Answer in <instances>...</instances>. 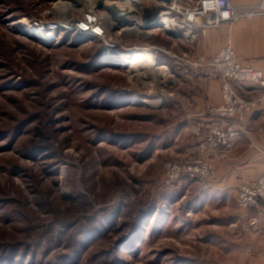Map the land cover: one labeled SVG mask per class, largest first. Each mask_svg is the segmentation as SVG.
<instances>
[{"label": "rangeland", "instance_id": "374dc122", "mask_svg": "<svg viewBox=\"0 0 264 264\" xmlns=\"http://www.w3.org/2000/svg\"><path fill=\"white\" fill-rule=\"evenodd\" d=\"M76 1L69 11L66 0H0V264H264V214L237 204L239 189L264 174L260 163L248 170L225 165L219 189L190 180L163 184L171 159L210 161L169 151L168 131L197 119L193 101L186 104L191 96L205 103L200 118L210 119L209 110L224 105L221 80L178 70L166 54L156 60L169 74L149 70L134 79L121 66L150 45L183 62L213 57L231 38L241 63L258 69L242 57L254 46L235 41L233 27L242 20L209 30L193 46L167 32L120 28L112 46L76 31L45 42L27 34L36 23L85 18L90 0ZM232 5L241 16L258 10Z\"/></svg>", "mask_w": 264, "mask_h": 264}, {"label": "built area", "instance_id": "2783aa9c", "mask_svg": "<svg viewBox=\"0 0 264 264\" xmlns=\"http://www.w3.org/2000/svg\"><path fill=\"white\" fill-rule=\"evenodd\" d=\"M128 3L132 10L128 7L129 4L121 3V12H114V16L117 15L121 22H114L109 17L108 21L113 23V30L120 28L123 33L145 36H153L157 32H167V34H171V37L177 36L185 39L188 46H193L209 30L217 28L221 24L231 25L243 17L251 18L264 14L263 1L257 6V11L242 16L238 14L231 0H179L177 10L174 9V3L175 5L177 3L173 0H157L154 3L152 0H128ZM89 12L91 15H97V13H93L94 11ZM161 22L164 25H161ZM55 24L60 25V22H41L40 24L36 23L35 27L39 30H49ZM165 25L169 28L166 29ZM60 27L63 26L60 25ZM102 27L103 29L96 26V28L91 27L88 30L85 28L77 30L71 26L60 32L76 29V32L81 35L104 40L113 30L109 32L110 30H106L108 27L103 25ZM146 28L148 30H145ZM227 43L229 45L227 50L216 56L192 55V57L188 56L187 61L184 62L176 54L166 52L165 47L157 45L145 47L152 51L154 57L160 54L169 56L172 60V67L174 65L178 70H185V72L198 77L221 80L224 105L209 110L210 119L208 122L194 124L190 134L200 141L205 151L215 153L224 159L235 148L238 141L249 133L250 115L264 106V72L251 65L242 64L235 54L236 52L231 49L232 39L229 38ZM224 52H229L230 55H224ZM167 73H170V69ZM238 87L245 89L247 93H251L249 90H253V95L244 97ZM217 178V171L211 161L191 156L167 161L162 172L163 184L166 187L178 184L182 180H190L198 182L204 188H209L217 182ZM237 204L243 210L255 208L262 215L264 214V174L254 184L239 189Z\"/></svg>", "mask_w": 264, "mask_h": 264}, {"label": "crops", "instance_id": "0c3cea01", "mask_svg": "<svg viewBox=\"0 0 264 264\" xmlns=\"http://www.w3.org/2000/svg\"><path fill=\"white\" fill-rule=\"evenodd\" d=\"M231 1L240 12L250 11L252 10L253 6H257V4L260 2V0ZM257 18L258 19H255L253 22H249V20L243 21L244 18L240 19L242 21L240 23L237 22V24L235 23L236 25L233 27V31L235 35V41L238 46L241 47L243 46V44L254 46L252 52H248L247 54H244V56H242L243 60L250 61L251 63H253L252 65L264 72V48H262V50H259L255 46L260 45L262 47V45H264V15ZM214 32L217 33L216 31H213L211 33L212 36L214 35ZM214 86L217 87V84L214 83ZM205 89L208 88L200 86L201 93H204L206 91ZM218 91H220L219 85ZM242 91L244 93H247L245 89H243ZM190 100L193 101V111H190V113H192L191 116H196L197 119L194 120L190 118L189 120H182V125L178 129L176 127L177 124L169 127L170 130L168 131V135L170 133V135L173 136L174 139L177 138L175 141L174 139L172 140V138L169 141L170 145L166 147L169 149V151H172L175 147H177L179 153H184L187 155L201 153L202 155L207 156L217 169L218 178L216 187L218 189V182H222L221 177L225 174L221 169H224L225 165L227 164L230 169L239 166L241 169L248 170L259 163L260 165H262V167H264V154H259L257 151H255V148L261 150L264 149V116L262 114H259V112H257L256 114H254V116L252 115L253 117L250 116L251 120H248L250 129L249 133L238 141L235 148L230 151L227 155V158L224 159L219 155H215V153L205 151L200 141L191 136L190 130L192 129L194 124H197L199 122L207 123L209 119L204 116V118H200L202 117V114H198L199 111L204 109L205 103L203 102V100L201 98L191 96V98H188L186 101V104H189V106L191 104ZM261 113H264V111H261ZM176 144L178 146H176ZM262 152H264V150Z\"/></svg>", "mask_w": 264, "mask_h": 264}, {"label": "bare ground", "instance_id": "6f19581e", "mask_svg": "<svg viewBox=\"0 0 264 264\" xmlns=\"http://www.w3.org/2000/svg\"><path fill=\"white\" fill-rule=\"evenodd\" d=\"M154 2H157V0H152V3H154ZM66 3L68 6H70L69 9H71L73 6H78V1H76V0H66ZM86 3H87L86 9H89V11H94L93 13H96V11H95L96 7L95 6L98 7V5H99V7L102 6L103 11H100L99 14H97V15L96 14L91 15L90 12L85 11L86 14H89V15L85 16V20H76L75 22L73 20L72 21L67 20L66 23H63L65 25L61 24L63 27H60V25L55 24V25H52V27L49 30H39V28H36V29L31 28V29L26 31L27 34L31 38H37L41 42H45V41H50L51 39H53L56 35L55 34L56 32H60L63 29H69L71 26H73L77 30L78 29H84V28L86 30H88L91 27L96 28V26L103 29V27H102V25H103V26L108 27V28H106V30H110L109 32H111V30H113L112 28L114 26H113V23H110L108 21L109 17L114 22H117V23L121 22L120 19L117 17V15L114 16V12H116V13L121 12L120 11V4L121 3H124L125 5L129 4L128 0H90V2L86 1ZM108 4H109V6H111V4H112V10L108 6ZM71 5H72V7H71ZM128 7L131 9L130 4L128 5ZM69 11H72V9ZM68 18H69V16H68ZM73 22L75 24H73ZM161 25H164V23L161 22ZM165 27H166V29L169 28V27H167V25H165ZM76 29L74 31H76ZM145 30H148V28H146ZM169 30H171V29H169ZM111 39H112L111 34H109L108 37L104 38V40H106L108 42L106 44L107 46L113 45ZM110 42H111V44H110ZM114 45H115V43H114ZM137 50L138 51H136L132 56L126 58L125 61L123 60L121 62L122 67L129 68L132 70V72H135V74H132L133 75L132 77H134V79L135 78L141 79L143 77L148 76L150 73L149 70L168 72L169 68L166 65H163V64L160 65L157 62L156 57H154V55L150 49L142 48V49H137ZM224 50H227V47L224 48L222 51H224ZM223 54L224 55H230L229 52H224ZM162 83H163V81H162ZM139 101L143 105H149V106L151 105L152 106L154 104L152 101L146 100V99H139Z\"/></svg>", "mask_w": 264, "mask_h": 264}, {"label": "trees", "instance_id": "16d2710c", "mask_svg": "<svg viewBox=\"0 0 264 264\" xmlns=\"http://www.w3.org/2000/svg\"><path fill=\"white\" fill-rule=\"evenodd\" d=\"M138 229L136 228L134 231H133V233L135 232V231H137ZM132 237V236H131Z\"/></svg>", "mask_w": 264, "mask_h": 264}, {"label": "water", "instance_id": "95a60500", "mask_svg": "<svg viewBox=\"0 0 264 264\" xmlns=\"http://www.w3.org/2000/svg\"><path fill=\"white\" fill-rule=\"evenodd\" d=\"M169 35H171V34H169Z\"/></svg>", "mask_w": 264, "mask_h": 264}]
</instances>
